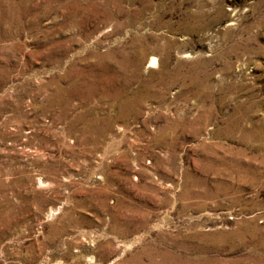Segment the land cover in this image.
<instances>
[{"label": "rangeland", "instance_id": "1", "mask_svg": "<svg viewBox=\"0 0 264 264\" xmlns=\"http://www.w3.org/2000/svg\"><path fill=\"white\" fill-rule=\"evenodd\" d=\"M0 264H264V0H0Z\"/></svg>", "mask_w": 264, "mask_h": 264}, {"label": "bare ground", "instance_id": "2", "mask_svg": "<svg viewBox=\"0 0 264 264\" xmlns=\"http://www.w3.org/2000/svg\"><path fill=\"white\" fill-rule=\"evenodd\" d=\"M150 65H154V60L153 59L150 61Z\"/></svg>", "mask_w": 264, "mask_h": 264}]
</instances>
